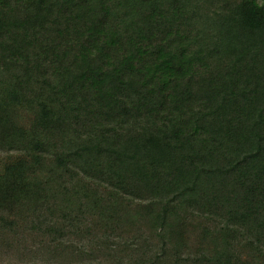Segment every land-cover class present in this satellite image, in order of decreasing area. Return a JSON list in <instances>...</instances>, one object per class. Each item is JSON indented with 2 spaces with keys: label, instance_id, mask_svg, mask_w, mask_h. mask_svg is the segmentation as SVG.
<instances>
[{
  "label": "trees",
  "instance_id": "obj_1",
  "mask_svg": "<svg viewBox=\"0 0 264 264\" xmlns=\"http://www.w3.org/2000/svg\"><path fill=\"white\" fill-rule=\"evenodd\" d=\"M0 264H264V0H0Z\"/></svg>",
  "mask_w": 264,
  "mask_h": 264
},
{
  "label": "rangeland",
  "instance_id": "obj_2",
  "mask_svg": "<svg viewBox=\"0 0 264 264\" xmlns=\"http://www.w3.org/2000/svg\"><path fill=\"white\" fill-rule=\"evenodd\" d=\"M13 155L10 153L3 152L0 154V168L7 162L12 161L14 158Z\"/></svg>",
  "mask_w": 264,
  "mask_h": 264
}]
</instances>
